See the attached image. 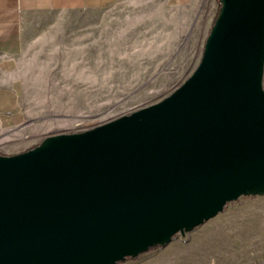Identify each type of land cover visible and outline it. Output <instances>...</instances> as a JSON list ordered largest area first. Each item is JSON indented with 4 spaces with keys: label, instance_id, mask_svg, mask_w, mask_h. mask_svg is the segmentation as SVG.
<instances>
[{
    "label": "water",
    "instance_id": "water-1",
    "mask_svg": "<svg viewBox=\"0 0 264 264\" xmlns=\"http://www.w3.org/2000/svg\"><path fill=\"white\" fill-rule=\"evenodd\" d=\"M158 103L0 154V264H118L264 196V0H218Z\"/></svg>",
    "mask_w": 264,
    "mask_h": 264
},
{
    "label": "rangeland",
    "instance_id": "rangeland-1",
    "mask_svg": "<svg viewBox=\"0 0 264 264\" xmlns=\"http://www.w3.org/2000/svg\"><path fill=\"white\" fill-rule=\"evenodd\" d=\"M200 7L199 19L190 20L189 42L186 30L182 33L184 45L178 48L183 52L119 53L120 60L119 54H112L108 69L60 67L65 64L61 58L70 54L60 52L65 46L56 44L58 37L51 26L69 16L60 12L32 14L25 104L37 131L32 126L31 134L24 135L29 139L17 150L23 153L34 148L48 134L96 128L169 96L199 65L217 17L218 0H204ZM140 16L137 13L129 20L137 24ZM262 84L264 89V75ZM256 198H239L194 230L175 235L166 246L151 248L118 264H264V204L254 202Z\"/></svg>",
    "mask_w": 264,
    "mask_h": 264
},
{
    "label": "crops",
    "instance_id": "crops-1",
    "mask_svg": "<svg viewBox=\"0 0 264 264\" xmlns=\"http://www.w3.org/2000/svg\"><path fill=\"white\" fill-rule=\"evenodd\" d=\"M128 1L132 0H0V152L3 155L20 153L17 149L29 139L24 135L31 134L32 126L37 131L36 125L29 121L25 104L28 100L26 53L32 14L60 12L69 16L51 26L58 37L56 44L65 46L60 52L70 54L61 58L65 64L60 67L108 69L112 54L183 52L178 48L184 45L182 33L186 30L189 42L190 20L199 19L196 15L204 4V0H135L125 5ZM137 13L141 16L135 24L129 17ZM160 58L168 59L167 56L156 59ZM256 199L254 202L264 204V196Z\"/></svg>",
    "mask_w": 264,
    "mask_h": 264
},
{
    "label": "trees",
    "instance_id": "trees-1",
    "mask_svg": "<svg viewBox=\"0 0 264 264\" xmlns=\"http://www.w3.org/2000/svg\"><path fill=\"white\" fill-rule=\"evenodd\" d=\"M218 10H219V4H218ZM217 14H218V11H217ZM129 259V258H128ZM127 260V259H126Z\"/></svg>",
    "mask_w": 264,
    "mask_h": 264
}]
</instances>
